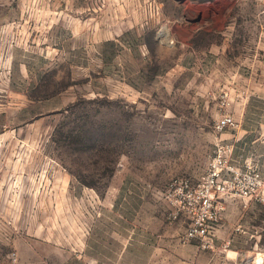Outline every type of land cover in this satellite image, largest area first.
Wrapping results in <instances>:
<instances>
[{
  "label": "rangeland",
  "instance_id": "1",
  "mask_svg": "<svg viewBox=\"0 0 264 264\" xmlns=\"http://www.w3.org/2000/svg\"><path fill=\"white\" fill-rule=\"evenodd\" d=\"M218 145L264 173V0H0V264H264V201L188 234Z\"/></svg>",
  "mask_w": 264,
  "mask_h": 264
},
{
  "label": "built area",
  "instance_id": "2",
  "mask_svg": "<svg viewBox=\"0 0 264 264\" xmlns=\"http://www.w3.org/2000/svg\"><path fill=\"white\" fill-rule=\"evenodd\" d=\"M233 123V117L225 113L214 127L221 131ZM232 149L231 145H218L212 152L207 172L197 185V203L202 213L189 229L190 236L207 235V221H215L218 217L216 203L219 198L264 201V173L255 168L235 166Z\"/></svg>",
  "mask_w": 264,
  "mask_h": 264
},
{
  "label": "bare ground",
  "instance_id": "3",
  "mask_svg": "<svg viewBox=\"0 0 264 264\" xmlns=\"http://www.w3.org/2000/svg\"><path fill=\"white\" fill-rule=\"evenodd\" d=\"M255 258V260L259 259L260 258V255L259 254H256L255 256H253Z\"/></svg>",
  "mask_w": 264,
  "mask_h": 264
},
{
  "label": "crops",
  "instance_id": "4",
  "mask_svg": "<svg viewBox=\"0 0 264 264\" xmlns=\"http://www.w3.org/2000/svg\"><path fill=\"white\" fill-rule=\"evenodd\" d=\"M242 202L247 203V201H242ZM248 202H249V201H248ZM250 202H252V200H251Z\"/></svg>",
  "mask_w": 264,
  "mask_h": 264
},
{
  "label": "water",
  "instance_id": "5",
  "mask_svg": "<svg viewBox=\"0 0 264 264\" xmlns=\"http://www.w3.org/2000/svg\"><path fill=\"white\" fill-rule=\"evenodd\" d=\"M159 33H161V31Z\"/></svg>",
  "mask_w": 264,
  "mask_h": 264
}]
</instances>
